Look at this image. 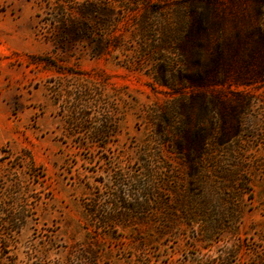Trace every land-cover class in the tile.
Segmentation results:
<instances>
[{"label":"rangeland","instance_id":"374dc122","mask_svg":"<svg viewBox=\"0 0 264 264\" xmlns=\"http://www.w3.org/2000/svg\"><path fill=\"white\" fill-rule=\"evenodd\" d=\"M0 264H264V0H0Z\"/></svg>","mask_w":264,"mask_h":264},{"label":"trees","instance_id":"16d2710c","mask_svg":"<svg viewBox=\"0 0 264 264\" xmlns=\"http://www.w3.org/2000/svg\"><path fill=\"white\" fill-rule=\"evenodd\" d=\"M98 131H100V129H98ZM102 132H104V131H102Z\"/></svg>","mask_w":264,"mask_h":264}]
</instances>
